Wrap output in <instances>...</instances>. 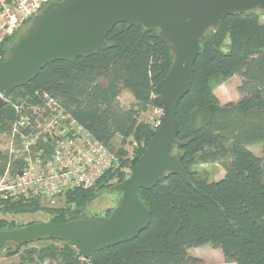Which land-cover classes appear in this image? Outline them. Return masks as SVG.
I'll use <instances>...</instances> for the list:
<instances>
[{
  "label": "trees",
  "instance_id": "1",
  "mask_svg": "<svg viewBox=\"0 0 264 264\" xmlns=\"http://www.w3.org/2000/svg\"><path fill=\"white\" fill-rule=\"evenodd\" d=\"M263 13L255 8L226 16L217 28L207 29L200 37L189 90L176 107L179 132L173 147L193 185L167 173L154 187L139 189L138 197L150 210V220L133 240L84 258L65 238L42 236L34 241H49L24 249L23 260L37 264H195L197 259L188 250L209 244L219 248L229 264H264V162L250 150V144L264 139V23L259 20ZM225 39L228 43L222 48ZM172 62L173 49L158 29L118 23L97 52L49 63L25 86L13 88L0 109V132L8 131L14 120L13 103L36 90L45 91L116 152L119 166L106 171L94 187L67 191L57 207H46L37 198L15 200L0 202V213L42 210L54 223L90 218L84 216L85 205L97 191L129 175L154 134L149 123L138 120L139 107H162L156 84ZM235 75L240 78L239 98L232 110H226L212 92L211 78ZM123 89L132 90L141 104H120L118 96ZM233 112L259 117L249 124L246 119L237 123ZM130 137L134 146L127 155L124 146ZM201 157L218 163L224 176L211 181L199 176L193 167ZM5 163L6 155L0 150V173ZM17 227L0 219V230ZM25 244L8 246L5 254H14Z\"/></svg>",
  "mask_w": 264,
  "mask_h": 264
},
{
  "label": "water",
  "instance_id": "2",
  "mask_svg": "<svg viewBox=\"0 0 264 264\" xmlns=\"http://www.w3.org/2000/svg\"><path fill=\"white\" fill-rule=\"evenodd\" d=\"M255 8L264 11V0H62L35 15L31 28L18 36L8 47L7 58L0 61V109L13 88L25 86L45 65L97 52L118 23L158 29L173 49V62L156 84L162 115L154 134L129 175L110 187L121 192L111 214L0 230V249L7 243L19 245L53 236L65 238L84 258H91L105 247L133 240L148 226L150 210L139 199V189L154 187L167 173L193 185L173 147L179 132L176 107L189 90L200 37L207 29L217 28L226 16Z\"/></svg>",
  "mask_w": 264,
  "mask_h": 264
},
{
  "label": "built area",
  "instance_id": "3",
  "mask_svg": "<svg viewBox=\"0 0 264 264\" xmlns=\"http://www.w3.org/2000/svg\"><path fill=\"white\" fill-rule=\"evenodd\" d=\"M58 1L62 0H0V37L32 23L35 15ZM13 108L14 120L0 134L8 148L0 202L37 198L46 207H57L67 191L94 187L106 171L119 166L116 152L49 93L36 90L13 103ZM155 110L162 114V108ZM161 114L152 120L158 123Z\"/></svg>",
  "mask_w": 264,
  "mask_h": 264
},
{
  "label": "rangeland",
  "instance_id": "4",
  "mask_svg": "<svg viewBox=\"0 0 264 264\" xmlns=\"http://www.w3.org/2000/svg\"><path fill=\"white\" fill-rule=\"evenodd\" d=\"M259 20L261 23H264V13L261 14ZM31 26L32 23L22 26L17 31V34L11 39H6V36L8 35L0 37V55L3 57L6 53L5 48L6 47L8 48L9 45L14 43L19 35L26 33L31 28ZM2 34L3 32L0 30V36ZM227 43H228V39H225L222 48H225V44ZM7 56H8V51L6 53V58ZM239 83H240V78L239 76L236 75L224 79L221 78L220 76H214L211 78V85L213 87L212 92L216 97L220 107H225L226 110L227 109L232 110V107L235 105L236 101L239 98L237 93V86ZM118 101L120 104H122L125 107H130V106L136 107L139 106L138 103L141 104V102L135 97L134 92L128 89H123L121 91L120 95L118 96ZM156 107L161 108L160 106H157L155 104H151V105L148 104L144 106V109H142L143 107L141 109L139 107L140 111H139L138 120L149 123V125L155 129L158 123H156L153 120H156L157 117L160 116L161 114V110H159L158 113L156 112L155 110ZM233 114H235L234 119L237 123H239L240 121H244V119H246L247 123L249 124L253 120H257L259 117V114L256 113L242 115L233 112ZM260 117H263V114ZM1 133L4 132H0V134ZM119 139L120 138L116 137L115 141L119 142ZM133 146H134V142L130 137L127 140V144L124 146L127 155H131ZM7 149H6V144L0 141V150L4 154H6ZM250 150L253 151L259 157H261L264 162V139L259 142H254L250 144ZM193 168L195 169V171L199 176L205 177L209 181L219 180L225 174L224 170L218 163L210 162L208 158L206 159L204 157H201L199 159V162ZM2 172L0 173V176ZM120 197H121V192L110 190V188L97 191L94 198L83 208L84 216L90 218H98V219L106 217L107 213H109L110 211L112 212L118 206ZM0 219L6 221H12L14 225L16 224L19 225V227H22L26 224H29L30 222L32 223L47 222L49 220V215L48 213L42 210L35 211L33 213H18V214L0 213ZM34 240H32L33 242L32 241L26 242L25 245H22L21 247L16 249L17 250L16 253L11 255H6L4 249L8 246H11L14 243H7L2 249H0V264H37L35 260L33 261L23 260L22 259L23 256L21 255V252L27 248L40 247L42 244H45L49 240H45V239H40L36 241ZM13 246L14 245H12V247ZM188 252L192 257L197 259L195 264H229L224 261L220 249L213 247L209 244L192 247L188 250ZM41 264H47V262H43Z\"/></svg>",
  "mask_w": 264,
  "mask_h": 264
},
{
  "label": "flooded vegetation",
  "instance_id": "5",
  "mask_svg": "<svg viewBox=\"0 0 264 264\" xmlns=\"http://www.w3.org/2000/svg\"><path fill=\"white\" fill-rule=\"evenodd\" d=\"M9 100V99H8ZM8 102V101H7Z\"/></svg>",
  "mask_w": 264,
  "mask_h": 264
},
{
  "label": "crops",
  "instance_id": "6",
  "mask_svg": "<svg viewBox=\"0 0 264 264\" xmlns=\"http://www.w3.org/2000/svg\"><path fill=\"white\" fill-rule=\"evenodd\" d=\"M239 97V96H238Z\"/></svg>",
  "mask_w": 264,
  "mask_h": 264
}]
</instances>
